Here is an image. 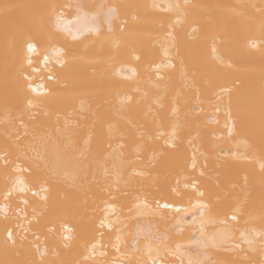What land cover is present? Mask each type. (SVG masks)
Wrapping results in <instances>:
<instances>
[{
	"label": "bare ground",
	"instance_id": "bare-ground-1",
	"mask_svg": "<svg viewBox=\"0 0 264 264\" xmlns=\"http://www.w3.org/2000/svg\"><path fill=\"white\" fill-rule=\"evenodd\" d=\"M261 164L264 0H0V264H264Z\"/></svg>",
	"mask_w": 264,
	"mask_h": 264
},
{
	"label": "snow or ice",
	"instance_id": "snow-or-ice-1",
	"mask_svg": "<svg viewBox=\"0 0 264 264\" xmlns=\"http://www.w3.org/2000/svg\"><path fill=\"white\" fill-rule=\"evenodd\" d=\"M78 9H87V12L91 13V18L97 22V25L95 28H93L92 30L94 32H96L97 34H99L101 28L100 25L104 22H107L108 24V31L111 32L113 30L112 28V20L114 18H116L117 16V8L114 5H106L103 3H92L89 5H77ZM108 9V12L105 13V9ZM87 14V13H85ZM63 15V13H61V16ZM60 27V24H57V28ZM253 47H256L257 44L256 43H252ZM35 44L33 42H29L28 43V51L29 52H33L35 51ZM55 54L59 55L60 54V50L57 49L55 51ZM165 55H168V52H165ZM45 59L47 60V56L45 57ZM29 63H31V61H29ZM49 79H53V76L49 75L48 77ZM25 79H29L27 76H25ZM33 91H36V89H32ZM161 135H164L163 132L160 133ZM172 135L174 136V132L172 133ZM26 170V169H25ZM261 170L264 171V164H261ZM20 183H23V181L21 180ZM42 191H46V189L44 188L43 185L40 186ZM24 189H21V191H23ZM28 191H31V189H28ZM7 195H11V192H8ZM33 195H36V193L34 192ZM201 195H203V193H201ZM7 198V196H5V199ZM164 207H170V205L165 204ZM201 208H203V205H200ZM176 211H180V209H176ZM185 211H187V209H185ZM236 211H239V209H237ZM201 215H203V212H201ZM230 219L232 220H236L237 216H236V212L234 211L233 214L231 215ZM195 222V220H193V223ZM61 227H64L63 225H61ZM259 236H264V233H258ZM241 237L242 239H244V241L246 243H248L249 245H251L252 243H254L253 240H250L246 237V235L242 232L241 233ZM9 238H11V232L9 233ZM67 238V237H65ZM37 239H39V237H37ZM262 243H264V241H262ZM237 247H239L237 245ZM38 251H40V249H37ZM46 251V250H45ZM43 254V253H41Z\"/></svg>",
	"mask_w": 264,
	"mask_h": 264
},
{
	"label": "built area",
	"instance_id": "built-area-1",
	"mask_svg": "<svg viewBox=\"0 0 264 264\" xmlns=\"http://www.w3.org/2000/svg\"><path fill=\"white\" fill-rule=\"evenodd\" d=\"M34 192H31V194L33 195ZM26 204L22 201H20V205L19 208L16 210V213L18 214V216L20 217V220L23 222L24 227L27 226V224L29 222H31V219L28 218V215L26 214Z\"/></svg>",
	"mask_w": 264,
	"mask_h": 264
}]
</instances>
